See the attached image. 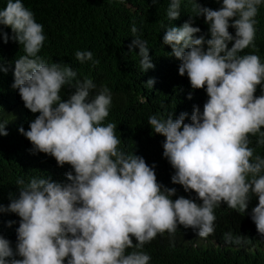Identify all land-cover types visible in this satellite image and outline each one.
Segmentation results:
<instances>
[{
	"label": "clouds",
	"instance_id": "obj_1",
	"mask_svg": "<svg viewBox=\"0 0 264 264\" xmlns=\"http://www.w3.org/2000/svg\"><path fill=\"white\" fill-rule=\"evenodd\" d=\"M216 2L217 9L193 2V17L203 16L210 38L196 35L201 29L192 18L179 27L162 25L163 44L180 61L179 75L187 74L191 88L208 96L202 111L193 105L190 122H185L187 112L148 119L153 133L165 137L163 157L175 170L171 182L185 192L173 200L177 189L158 182L156 165L124 152L117 125L104 123L113 102L109 88L97 90L92 79H76L68 64L40 57L44 26L23 0H7L0 9V40L23 45L25 52L14 62L12 87L26 109L39 113L19 132L30 141L32 154L54 157L59 167L68 164L71 170L66 182L50 175L27 184L23 177L16 180L18 195L9 193L0 213L20 218L17 239L14 249L0 233V264H150L147 245L182 234V226L207 238L221 209L252 221L264 236V157L250 146V137L264 145V63L257 54L241 55L255 49L256 17L264 0ZM180 9L181 0H171L168 19H179ZM133 48H139L144 72L155 67L146 42L132 40ZM75 57L83 63L93 53L77 51ZM12 65L0 61V72L7 74ZM154 83L150 78L146 85ZM65 85L74 88L67 99L60 94ZM6 125L0 123V136L9 134ZM14 223L7 221V227Z\"/></svg>",
	"mask_w": 264,
	"mask_h": 264
},
{
	"label": "trees",
	"instance_id": "obj_2",
	"mask_svg": "<svg viewBox=\"0 0 264 264\" xmlns=\"http://www.w3.org/2000/svg\"><path fill=\"white\" fill-rule=\"evenodd\" d=\"M170 2L159 0L153 5L152 0H23L25 7L33 11L36 22L44 26L47 39L38 55L49 64H68L77 71L76 79H92L97 90L101 86L109 88L113 102L104 123L117 125L116 135L122 139L119 147L124 152H135L144 157L149 166L156 165L158 182L177 189L176 196L172 197L175 200L185 192L182 186L171 182L175 170L163 157L165 137L153 133L148 119L151 115L166 117L173 112L176 118L181 112H187L185 122H190L193 105H199L202 111L208 96L204 89L191 88L187 74L179 75L180 61L171 56V47L163 44L162 25L179 27L192 18L193 26L201 29L197 36L205 35L207 39L210 33L203 16L193 17L196 15L194 0H181L180 18L174 21L167 17ZM198 2L212 9L220 7L216 0ZM6 3L7 0H0V9ZM256 20L255 49L246 48L241 55L257 54L264 63V4L259 7ZM133 26L137 29L135 34ZM3 30L12 35L10 28ZM229 31L235 34V29ZM136 39L146 42L155 65L147 72L141 67L139 48L129 49ZM77 51H91L93 59L81 63L75 57ZM24 54L23 45L11 40L3 44L0 40V61L13 64L7 74L0 72V123L7 124L9 133L0 136V203L5 206L10 202L9 193L18 195V178L23 177L27 184L33 177L50 175L55 181L66 182L65 173L71 170L68 164L59 167L54 157L32 154L30 141L19 132L21 126L28 130L29 122L39 115L25 108L18 89L12 87L14 62ZM150 78L155 81L152 88L146 85ZM73 91L74 88L65 85L60 94L67 99ZM190 92L191 100L187 99ZM260 94L258 87L256 95ZM257 138L250 137V146L264 157V145L257 146ZM254 202L257 204L258 198L255 197ZM224 213L229 217L223 216ZM19 219L14 213H0V233L12 242L14 249ZM9 220L16 223L7 227ZM251 223L221 209L215 221V232L207 238L182 226V234L167 235L147 245L152 257L150 264H264V236L259 235Z\"/></svg>",
	"mask_w": 264,
	"mask_h": 264
}]
</instances>
